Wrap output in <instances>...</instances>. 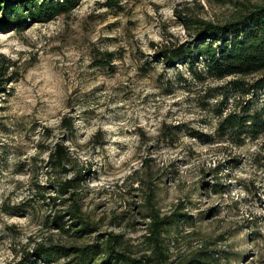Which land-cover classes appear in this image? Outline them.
Segmentation results:
<instances>
[{
  "label": "rangeland",
  "instance_id": "rangeland-1",
  "mask_svg": "<svg viewBox=\"0 0 264 264\" xmlns=\"http://www.w3.org/2000/svg\"><path fill=\"white\" fill-rule=\"evenodd\" d=\"M248 1L263 0H122L114 9L81 0L54 21L0 35L15 74L0 94V264L48 239L71 244L46 225L54 208L34 188L53 181L46 162L59 142L82 170V205L100 233L145 248L141 206L154 196L161 213L192 217L169 237L175 256L207 247L227 264H264V131L222 136L215 112L245 100L261 108L264 91L211 99L222 83L195 81L186 64L168 68L157 56L190 39L185 16L222 23ZM106 53L111 64L99 66ZM216 178L226 194L214 193Z\"/></svg>",
  "mask_w": 264,
  "mask_h": 264
},
{
  "label": "trees",
  "instance_id": "trees-1",
  "mask_svg": "<svg viewBox=\"0 0 264 264\" xmlns=\"http://www.w3.org/2000/svg\"><path fill=\"white\" fill-rule=\"evenodd\" d=\"M81 0H0V35L25 31L35 24H45L73 11ZM103 7L118 8L122 0H103ZM190 39L182 44L165 46L158 50L166 67L180 63L187 65L188 72L200 83H222L210 88L208 97H222L235 102L239 98L253 99L264 91V76L256 80L250 77L264 73V0L242 2L222 23L185 16L182 20ZM99 66L110 65L112 54ZM14 63L0 54V94L15 80L10 73ZM227 101V102H228ZM254 100L238 102L236 110L224 113L216 108L219 118L217 131L232 138L257 139L264 131V105L253 108ZM72 129V119L65 121ZM73 131V129L71 130ZM73 156L63 142L56 143L50 150L46 169L54 175L48 186L35 185L37 200L54 210L47 217L49 229L58 230L71 244L56 243L53 239L39 242L31 252L18 253V258L6 264H227L231 258L220 256L216 250L202 248L175 256L171 252L169 237L179 233L182 224H191L188 214H163L153 204L154 196L147 205H142L149 218L145 248L136 249L123 234L100 233V228L84 212L81 187L84 182L82 170L73 168ZM88 169V173H90ZM215 194H226L224 184L215 179ZM50 202H47V200ZM182 210L183 208L179 206ZM96 235L95 240H85ZM252 235V234H250ZM256 235L253 241L256 240ZM173 237V236H172ZM171 239V238H170Z\"/></svg>",
  "mask_w": 264,
  "mask_h": 264
}]
</instances>
